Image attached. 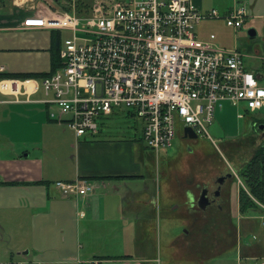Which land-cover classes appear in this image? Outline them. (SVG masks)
I'll use <instances>...</instances> for the list:
<instances>
[{"label": "crops", "instance_id": "1", "mask_svg": "<svg viewBox=\"0 0 264 264\" xmlns=\"http://www.w3.org/2000/svg\"><path fill=\"white\" fill-rule=\"evenodd\" d=\"M192 2L205 11L203 0ZM232 4L225 6V11ZM32 8L43 14L58 10L57 5L48 7L39 0H0V66L6 73L50 68L51 29L22 26ZM235 47L241 52L252 50L246 42L242 50ZM260 51L255 63L244 61L245 67L258 75L264 72V49ZM36 53L42 55L39 64ZM47 110L46 105L36 101L0 104V264H87L92 260L98 264H154L155 258L145 252L139 240V223H155V193L147 184L142 190L128 184L146 180L142 144L131 138L81 139L83 135L74 133L73 141L61 140L58 132H64L49 118ZM13 122H20V136L14 134ZM181 134L185 137L184 131ZM196 164L172 175L171 189L179 197L181 222L207 223L206 230H212L216 218L224 214L227 233L221 232V238L216 239L225 240L231 233L230 197L222 210L201 212L200 218L199 209L205 206L200 207L198 191L186 180L191 175L193 182L201 180L195 174ZM75 178L87 179L93 190L86 195L64 196L53 185L55 180ZM238 192L235 211L242 214ZM257 209L264 210L262 206ZM124 223H132L128 234ZM185 226L173 240L181 256L183 249H189L181 239ZM112 237L114 241H109ZM197 250L193 252L200 254ZM247 251L245 258H264V235ZM187 253L184 251V255Z\"/></svg>", "mask_w": 264, "mask_h": 264}, {"label": "built area", "instance_id": "2", "mask_svg": "<svg viewBox=\"0 0 264 264\" xmlns=\"http://www.w3.org/2000/svg\"><path fill=\"white\" fill-rule=\"evenodd\" d=\"M32 9L23 27L69 32L59 49L61 66L41 79L0 77V104L41 102L52 121L76 136L96 134L97 118L125 106L142 120V139L154 152L170 147L180 128L210 137L206 124L224 101L243 102L246 111L264 108V72L246 68L237 47H214L213 33L200 39L194 29L208 18L239 29L249 16L242 2L223 15L192 0H98L86 15ZM38 91L43 97L32 99ZM53 185L64 196L93 190L85 178Z\"/></svg>", "mask_w": 264, "mask_h": 264}, {"label": "rangeland", "instance_id": "3", "mask_svg": "<svg viewBox=\"0 0 264 264\" xmlns=\"http://www.w3.org/2000/svg\"><path fill=\"white\" fill-rule=\"evenodd\" d=\"M39 1L48 7L57 5L55 0ZM74 1L77 0H72V2ZM80 1L86 6L89 5V9L86 13L78 15H86L91 12L92 4L98 0ZM235 1L244 3L249 11V17L243 22L240 29H234L227 25L223 18L200 20L195 24L194 29L200 39H206L209 33L216 35L212 41L214 47L233 49L235 46H239L242 50V44L244 42L248 43L252 50L248 52L246 50L242 51L244 61L255 63L258 61L257 58L260 57V49H264L262 48L264 43V19L262 18L264 15V0H258L256 3L254 0ZM233 2L234 0H203L202 7L204 10L214 8L220 15H223L225 6L231 5ZM237 2L232 4V6L236 5ZM83 9L81 10L82 12ZM58 11L64 10L58 7ZM69 12L72 13L75 10ZM252 26L256 30V35L253 39H249L246 29ZM68 35V31L62 30L63 38ZM34 57H36L39 64V58L42 55L36 53ZM41 97L43 95L40 91L31 96L33 99ZM32 106L39 105H18L16 107L29 108ZM239 113L243 116H238ZM213 117V121L210 124H206V130L210 137L199 134L191 139L182 137V134L179 133L173 139L170 147L161 148L159 152H154L147 147L142 140V120L136 115H131L130 110L125 106H115L112 113L97 118L101 133L91 134L88 132L81 137V139H96L99 137L131 138L142 144V161L146 180L129 181L128 184L141 190L147 184L155 193V223H139L142 228L139 240L142 242L145 252L155 258L154 264H264V258L261 256L254 258L244 257L246 252H248L247 247H253L259 238L261 240L264 235V210L248 209L242 214H237L235 211L238 189L240 186L244 188L240 181L238 170L255 149L258 148L261 141L264 140V136L259 140L249 131L251 121L252 119L264 120V108L246 111L243 102L232 105L224 101L216 107ZM15 123L13 122L16 129L14 134L20 136V131L17 130L20 122ZM54 124L59 123L55 122ZM59 125L64 132H58L60 135L59 139L67 140L70 138L72 140L73 132L64 125ZM179 131L182 133L181 128ZM198 156L210 158L203 164L195 165L196 177L201 180L209 176L208 174L204 175V173L208 172L215 157L220 158L225 164L226 160L233 169L229 170L232 173L230 187L231 233L229 238H225V240L216 239L220 237L221 232L227 233L226 225L228 223H225L224 214H220L216 218L217 223L214 224L215 226L212 227V230H206L207 223H200L199 229L196 230V232L198 231L196 236L189 239V249H187L189 251L183 249V256H181L173 240L186 223L181 222L180 209L177 207L180 201L179 197L171 189V179L175 171H182L187 165L196 163L199 159ZM197 172H199L198 176ZM134 225L136 226L137 223ZM130 229H132V223H124L126 234L130 232ZM111 240L114 241V237L109 238V241ZM195 248H198L197 251L201 253L195 254L193 252ZM184 251L189 253L184 255ZM179 252L181 253L182 251L179 250Z\"/></svg>", "mask_w": 264, "mask_h": 264}, {"label": "trees", "instance_id": "4", "mask_svg": "<svg viewBox=\"0 0 264 264\" xmlns=\"http://www.w3.org/2000/svg\"><path fill=\"white\" fill-rule=\"evenodd\" d=\"M60 9L74 11L76 14H84L88 11L89 5L86 6L80 0L72 2V0H55ZM73 5V6H72ZM88 7V8H87ZM84 8V9H83ZM74 9V10H73ZM83 9V12L81 11ZM62 44V34L59 30H51L50 52V68L47 71L40 72H1L0 77L13 76L20 78H36L41 79L51 74L56 68L61 66V58L59 49ZM244 188L240 187L238 192V208L241 213L248 209H257L260 205H264V143L252 153L248 160L243 163L238 170ZM13 264V263H8Z\"/></svg>", "mask_w": 264, "mask_h": 264}, {"label": "flooded vegetation", "instance_id": "5", "mask_svg": "<svg viewBox=\"0 0 264 264\" xmlns=\"http://www.w3.org/2000/svg\"><path fill=\"white\" fill-rule=\"evenodd\" d=\"M259 125H262V129L258 128ZM249 131L252 132L255 135V137H257L259 140L262 139V137L264 136V120L252 119ZM179 133L181 134L180 131H178V134ZM263 141L264 140H262L261 143ZM198 158H199L198 161H196L197 164H203L208 159H210L208 157H201V156H198ZM207 174L209 175L210 178L206 181L199 180L193 182L192 175L189 178H186V180L190 184H192L191 186H193V188L198 191L199 198L202 192L205 193V198L202 197V201H204L206 205L203 209H199L200 218L203 217L201 212L203 213L204 211L219 212L220 210H222L223 205L227 203V200L230 197L232 173L229 171L227 165H225V163L220 158L215 157V160L213 164L210 166L208 172L204 173V175ZM199 225L200 223H186L187 228H185L183 232L184 236H182L181 238L183 239L182 243H184L186 247L189 246L188 244L189 239L191 237L196 236V233L198 232V231L196 232V230L199 229Z\"/></svg>", "mask_w": 264, "mask_h": 264}, {"label": "water", "instance_id": "6", "mask_svg": "<svg viewBox=\"0 0 264 264\" xmlns=\"http://www.w3.org/2000/svg\"><path fill=\"white\" fill-rule=\"evenodd\" d=\"M247 33L249 36L253 37L255 35L256 31L254 28L251 27V28H248ZM258 128L262 129V125H259ZM183 131H184L185 137L195 138L197 136L196 133L194 131H192L189 127H185ZM202 197L205 198L204 192L201 193L200 198L198 200L200 207H204L206 205V203L204 201H202Z\"/></svg>", "mask_w": 264, "mask_h": 264}]
</instances>
